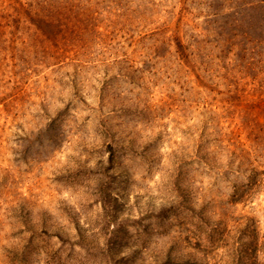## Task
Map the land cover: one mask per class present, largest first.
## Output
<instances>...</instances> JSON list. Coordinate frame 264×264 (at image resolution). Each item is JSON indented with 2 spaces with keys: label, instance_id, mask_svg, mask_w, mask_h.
Returning a JSON list of instances; mask_svg holds the SVG:
<instances>
[{
  "label": "rangeland",
  "instance_id": "obj_1",
  "mask_svg": "<svg viewBox=\"0 0 264 264\" xmlns=\"http://www.w3.org/2000/svg\"><path fill=\"white\" fill-rule=\"evenodd\" d=\"M137 2L0 89V264H264V42Z\"/></svg>",
  "mask_w": 264,
  "mask_h": 264
},
{
  "label": "trees",
  "instance_id": "obj_2",
  "mask_svg": "<svg viewBox=\"0 0 264 264\" xmlns=\"http://www.w3.org/2000/svg\"><path fill=\"white\" fill-rule=\"evenodd\" d=\"M127 1L0 0V89H5L9 81L13 87L18 86L23 76L38 65L63 64L68 51L78 52L95 38L99 15L109 13L111 17V10L116 9L115 16H123L122 10L127 5L120 3ZM137 1L141 15L158 7L156 0ZM98 5L100 12L96 9ZM227 17L233 18L231 27L238 25L248 35L253 26V31L259 33L251 35L258 43L264 42V0H233ZM21 24L28 26L20 28ZM3 34H7L6 39L1 38ZM39 43L42 45L36 47ZM86 55L88 59L85 57L82 64H92L91 54Z\"/></svg>",
  "mask_w": 264,
  "mask_h": 264
}]
</instances>
